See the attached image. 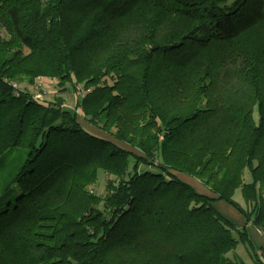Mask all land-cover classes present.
<instances>
[{
  "label": "trees",
  "instance_id": "obj_1",
  "mask_svg": "<svg viewBox=\"0 0 264 264\" xmlns=\"http://www.w3.org/2000/svg\"><path fill=\"white\" fill-rule=\"evenodd\" d=\"M0 31V264H264V0H0Z\"/></svg>",
  "mask_w": 264,
  "mask_h": 264
},
{
  "label": "rangeland",
  "instance_id": "obj_2",
  "mask_svg": "<svg viewBox=\"0 0 264 264\" xmlns=\"http://www.w3.org/2000/svg\"><path fill=\"white\" fill-rule=\"evenodd\" d=\"M4 34L5 33L3 31H0V35H4ZM40 78H42L44 80L47 77H40ZM20 86L26 87L33 94L36 91L41 90L42 86H45L47 88V91H46V93H44L43 99H45L46 101H49V102H53L57 96H61V97H63V99L65 101V106L70 108V109L75 108L76 102H78V99H77L78 93L76 96V90L73 87H72L73 89L69 88L70 85H67V87L69 89L61 92V87L59 86L57 79L55 81L54 80L42 81V85L38 89H35L36 87H34V86L26 85L25 83H20ZM80 89L81 88H78V90H80ZM39 99H42V98H39ZM78 112L80 113V115L83 114V111L81 108H78ZM86 127L89 130H92L89 126L86 125ZM93 131H95V130H93ZM95 132H98V131H95ZM145 166H142L141 170H143V168ZM148 169L153 170V171H158V169L156 167H152V166H149ZM104 176H105L104 172L100 171L99 172V180H98L99 183L94 187V190L96 193H103V194L105 193V191L103 190L104 189L103 188L104 187V181H101ZM179 177L185 181L190 182L199 191H201V192L205 191V189H204V191L202 190L204 187V186H202V184L200 185L198 182H195L196 179H194V178H192L186 174H183V173H179ZM245 180L246 181L250 180V175H249L248 171L245 174ZM101 190H103V191H101ZM208 193H210V192L208 191ZM234 200H236L238 203H240L243 207L246 206V202H245V200L241 194L240 189H238L236 191V193L234 195ZM212 203L220 215L231 220L236 225V227L238 229L243 228L246 220H245L243 214L238 209H236L232 204H230L229 202H227L224 199H216ZM247 229H248L249 236L252 239V243H253L255 249L258 251L261 248V245L262 246L264 245V236H263L262 232H260L259 230H257L258 234L254 235V230L256 229L255 226H252V227L248 226ZM225 257H226L227 263H229V262H239V263L244 262L246 264H254V262L252 261V259L249 256L248 247H247L246 243L245 244L239 243L237 248L235 250L227 253L225 255Z\"/></svg>",
  "mask_w": 264,
  "mask_h": 264
},
{
  "label": "built area",
  "instance_id": "obj_3",
  "mask_svg": "<svg viewBox=\"0 0 264 264\" xmlns=\"http://www.w3.org/2000/svg\"><path fill=\"white\" fill-rule=\"evenodd\" d=\"M52 80H54V79H52ZM42 81H44L42 78H39V79L37 80V83H36V85L34 86V87H36L35 89L40 88V86L42 85ZM17 85H18L17 83H14V86H15V87H17ZM46 91H47V88H46L45 86H42V87H41V90H38V91L35 92V97H37L38 99H39V98H42V99H43V95H44V93H46ZM77 93H78V97H77V99L79 100L80 97H82V96L84 95L85 90H84V89H80V90H78V91L76 92V96H77ZM77 111H78V109H77Z\"/></svg>",
  "mask_w": 264,
  "mask_h": 264
},
{
  "label": "crops",
  "instance_id": "obj_4",
  "mask_svg": "<svg viewBox=\"0 0 264 264\" xmlns=\"http://www.w3.org/2000/svg\"><path fill=\"white\" fill-rule=\"evenodd\" d=\"M45 81H47V80H50V81H52V79H49V78H46V79H44ZM55 81V80H54ZM248 226H250V227H252V226H254V225H252V223H249L248 224ZM256 228V227H255ZM257 228L254 230V235H257L258 233H257ZM260 233V232H259ZM256 237V236H255Z\"/></svg>",
  "mask_w": 264,
  "mask_h": 264
}]
</instances>
